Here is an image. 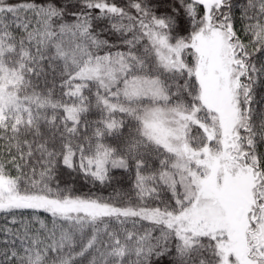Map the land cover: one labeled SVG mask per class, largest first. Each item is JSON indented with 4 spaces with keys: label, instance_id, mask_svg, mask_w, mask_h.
Masks as SVG:
<instances>
[{
    "label": "snow or ice",
    "instance_id": "6c2138e0",
    "mask_svg": "<svg viewBox=\"0 0 264 264\" xmlns=\"http://www.w3.org/2000/svg\"><path fill=\"white\" fill-rule=\"evenodd\" d=\"M0 264H264V0H0Z\"/></svg>",
    "mask_w": 264,
    "mask_h": 264
}]
</instances>
